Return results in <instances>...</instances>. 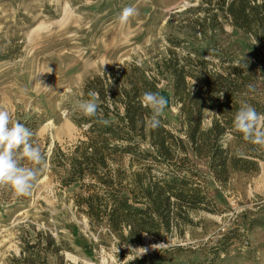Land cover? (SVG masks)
Returning a JSON list of instances; mask_svg holds the SVG:
<instances>
[{"label": "rangeland", "instance_id": "1", "mask_svg": "<svg viewBox=\"0 0 264 264\" xmlns=\"http://www.w3.org/2000/svg\"><path fill=\"white\" fill-rule=\"evenodd\" d=\"M208 1L215 0H0V109L35 128L33 142L47 156L30 195L0 187V264L19 254V227L28 223L64 242L66 264H264V161L258 173H234L223 185L206 161L193 157L215 211L193 213L194 225L182 235L145 236L138 246L91 226L75 207L78 185H63L49 162L55 144L69 151L81 138L70 111L82 100L85 82L126 62L150 65L169 40L193 34L189 22L198 12L189 9ZM127 6L138 15L121 25L117 17ZM214 39L218 48L264 64L256 41L243 31L225 24ZM161 95L168 100L162 117L175 130L179 109L166 82Z\"/></svg>", "mask_w": 264, "mask_h": 264}, {"label": "trees", "instance_id": "2", "mask_svg": "<svg viewBox=\"0 0 264 264\" xmlns=\"http://www.w3.org/2000/svg\"><path fill=\"white\" fill-rule=\"evenodd\" d=\"M189 10L198 12L189 22L193 34L169 40L171 46L150 65L126 62L85 82L82 100L96 91L98 116L108 123L74 108L70 117L81 138L69 151L55 144L49 156L63 185H78L77 211L127 246L142 245L145 236L182 235L194 225L193 213L215 211L193 157L206 161L223 185L234 173H258L264 161V149L233 127L243 102L264 113V64L218 48L214 39L229 24L252 36L264 57V0H215ZM165 82L179 109V128L161 117V125L150 129L151 111L140 97L145 91L161 94ZM18 240L20 252L7 264H66L67 246L51 232L23 224Z\"/></svg>", "mask_w": 264, "mask_h": 264}, {"label": "clouds", "instance_id": "3", "mask_svg": "<svg viewBox=\"0 0 264 264\" xmlns=\"http://www.w3.org/2000/svg\"><path fill=\"white\" fill-rule=\"evenodd\" d=\"M138 15L136 8L127 6L122 9L117 19L126 25L131 18ZM52 69L49 68V72ZM253 90V85H248ZM89 99L81 100L75 109L85 117H96L98 123L108 121L98 116V93L88 92ZM223 94L221 95L222 98ZM144 108L150 109L151 115L146 119V126L156 129L161 125L168 100L158 91H145L140 97ZM234 129L243 135L248 143L264 149V113H260L251 104L241 103L233 119ZM34 132L19 121H13L7 110L0 109V187L10 188L18 196L31 194L38 176L46 167V159L39 146L33 142ZM25 161L29 166L25 165Z\"/></svg>", "mask_w": 264, "mask_h": 264}]
</instances>
